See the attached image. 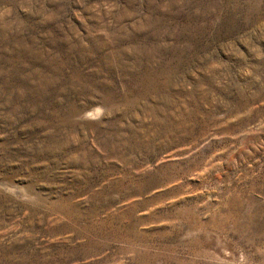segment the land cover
Segmentation results:
<instances>
[{
  "label": "rangeland",
  "instance_id": "374dc122",
  "mask_svg": "<svg viewBox=\"0 0 264 264\" xmlns=\"http://www.w3.org/2000/svg\"><path fill=\"white\" fill-rule=\"evenodd\" d=\"M0 264H264V0H0Z\"/></svg>",
  "mask_w": 264,
  "mask_h": 264
}]
</instances>
